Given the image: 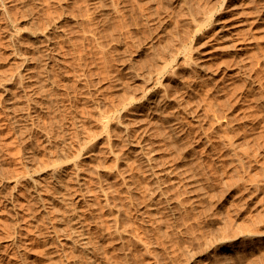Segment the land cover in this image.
<instances>
[{"label": "rangeland", "instance_id": "obj_1", "mask_svg": "<svg viewBox=\"0 0 264 264\" xmlns=\"http://www.w3.org/2000/svg\"><path fill=\"white\" fill-rule=\"evenodd\" d=\"M30 1L0 0V81L22 69L11 51L27 45L25 31L52 20L57 82L29 140L12 127L0 82V264L57 258L53 215L40 236L23 205L37 212L25 179L57 164L70 176L61 208L82 212L100 247L78 246L77 259L67 250L70 264H264V0ZM119 126L152 150L157 207L136 169L144 157ZM33 151L36 170L23 158ZM35 184L43 191L45 180Z\"/></svg>", "mask_w": 264, "mask_h": 264}, {"label": "bare ground", "instance_id": "obj_2", "mask_svg": "<svg viewBox=\"0 0 264 264\" xmlns=\"http://www.w3.org/2000/svg\"><path fill=\"white\" fill-rule=\"evenodd\" d=\"M20 1H22V0H20ZM99 1L101 2L102 0H99ZM28 2L29 1H27V3ZM32 3H35V1H33ZM29 4H31V3H29ZM37 5H36V7H37ZM28 7H30V6H28ZM31 7H33V6H31ZM34 9L36 10V8H34ZM0 11H2V10H0ZM29 13H31V12H29ZM3 16H5L4 13H3ZM36 16H38V15H36ZM25 17L26 16L24 15L23 18H25ZM30 18H32V17H30ZM51 24H52V20H49V21L46 22V25L45 26H40V24H39V25L35 26L34 28H30L29 31H27V32L25 31V33H26L25 34V38L27 40L26 41L27 45L25 47H22L19 42H23V41H21V39L19 41V39H18V41H19L17 43L18 45H16V48L15 49H12V51H11V54L13 55V57H14V55L20 57V64H21L20 66H22V69L19 70L16 74H14L15 73L14 71H16V70H14V71L12 70L11 72L8 70L9 71V74L12 73V72H14L13 74H10L9 77L6 75L8 73L6 71L7 73L4 74V75H2L1 81H0L1 84H2L1 92L3 93V99L2 100L4 102V107L8 110V112L11 115L10 117L12 118L11 119L12 122H10V123L11 124L13 123L12 124V127H13V125H15L16 129L18 130V131L16 130V132H18L20 135H22V138L23 139H28L29 140L30 139L29 137L32 136L28 132L29 131V123H30L29 121L32 120V117H37V116L38 117L39 116L41 117L42 112L45 111V102L49 98L48 95L50 94L49 93L47 95V93H48L47 92V86L49 85V87H51V89L54 90L55 89V86H56V82H57L56 76L53 73V65L56 62L55 60H57V59L55 57V52H54V50H55L54 49V46L55 45H54V40H53V36L54 35H52V34L55 33L54 31L56 29V26L55 25L53 26V30L51 32H49V31L48 32H45L46 27L48 25H51ZM5 25H7V23ZM2 26L4 27V24ZM6 27H4V29H6ZM28 27H31V26H28ZM222 30L223 29L221 27L218 31H222ZM11 31H13V30H11ZM11 31L9 29L8 32H11ZM13 32H15V30ZM7 34L5 32V36ZM5 36H3V37H5ZM6 38H8V37H6ZM17 38H18V36H17ZM22 40H24V39H22ZM13 41H14V39H13ZM2 42L0 41V43H2ZM6 43H7V41H6ZM6 43L5 44L3 43V45L7 48V44L8 43L7 44ZM26 43H24V44H26ZM11 46H12V44H11ZM5 47H4V50H5ZM9 48H11V47H9ZM8 53L10 54V52H8ZM16 62H17V60H16ZM18 63H17V65H14V66L19 67L18 66ZM1 67L3 69V66L2 65H1ZM0 72H1V68H0ZM2 73H4V72H2ZM23 80H25V81H23ZM26 89H28V91H29L28 93L25 92ZM27 95H29V96H27ZM46 96L48 98H46ZM25 97H27V98H25ZM155 100L158 101L157 97H156ZM47 103H46V105H47ZM46 111H47V109H46ZM36 119L40 120L39 118H36ZM38 120H36V122ZM39 123H42V121L39 122ZM34 125H35V123H34ZM40 127H43V125L40 126ZM119 127H120V129H121V131L123 133V136H124V139H125V145H127L126 148L131 153H133V156L135 158H136L137 154L142 155L144 157V159H140V162H144L145 167L142 168L141 165H140V163H139L140 166H138L136 169H140L141 172H142V177H143L142 179H143L144 182H141V183H145L144 188L147 190V199H149V203L148 204H149V206H151V205L154 206L153 203H154V200L155 199H153L154 198L153 197V193H155V190H151V187L149 188V184L147 183V180H146L147 177L145 175V173H147V174L148 173L149 174L150 173L151 174H154L155 173V171L153 170L154 165H152V163H151V161L154 160V157H153V154H152V150L151 149L150 150H146L144 148V144H141L142 140H140V138L137 139V140L136 139L134 140L133 137H132L133 134H131V130L129 129L128 126H123V127L122 126H119ZM43 129H44V127H43ZM18 133H16V134H18ZM46 138H47V135H46ZM31 142L32 141H30V143ZM45 142L48 144L47 145V149H48V152H49L48 154L50 155V158L59 155V153H60L59 149H55L56 147H54L55 144L57 145L58 142L53 141L52 143H50L49 138L46 139ZM63 144H65L64 141H63ZM31 148H32V146H31ZM33 152H35V151H33ZM117 153H119V152L117 151ZM29 154H24V157L23 158L26 159L25 162L28 161V165L33 166L34 168L33 167L32 168L34 170H36L37 168L40 167V164H41L40 161H41L42 158L40 157L41 158L40 159L39 158V155L37 154L40 161L39 160H36V156H37V155L35 156L36 152L34 154H32V155H29ZM78 154H79V152H78ZM123 154H124L123 152L122 153L120 152L119 158H123L122 157ZM76 155H77V153H76ZM120 160H122V159H120ZM133 167L134 166H132V168ZM68 168H69V166H67L66 164H63V165H60V164L59 165L58 164L57 165H53V166L47 168L46 170H43V173L41 175H40V173L33 174L32 176L30 175V176H28L25 179L26 180V183L29 185V187L34 192H37V194H38V196H36L37 197L36 198V202L38 204L37 206H38V210H39V213L40 214L38 213V210H37V212H35L36 210L35 211L33 210L34 208L31 206L29 199L26 200V204H23V205H26L25 208H27V212L29 211L28 214L30 213V217L32 219L31 221H32L33 227L36 229L38 227L37 225H38V223H39L40 220H42L44 222L47 221V215L49 213H51L53 215L50 219H52L54 223H53V225L50 224L51 226H49L48 228L49 229L51 228L50 229L51 230L50 232H52V236L54 237V240H56V241H54V244H55L54 245V248H55V250L52 251V252H55L56 253V255H57L56 257L57 258L51 259L50 260L51 264H70L71 262L69 263V260L68 259L72 258V256H74V258H76V256L78 255L76 253V249H77L78 246H81L82 249H84L85 251H87L90 254L94 253V251L97 250L96 248L99 247V246H97L98 244L95 245L93 243V239L92 238L89 239V237L85 235V232H83V227L87 226V225H85L86 224V219L84 217V214L82 212H79L80 214L79 213H76V212L75 213L74 212H71L70 213V216L71 217L69 218L68 217L69 214L67 213V211L66 210H63L61 208V201H62V198H63L61 196V189H62V186L65 185V180L70 177V176H68V173H67L68 172ZM78 168H79V166H78ZM80 170H82V168ZM75 173H77V172H75ZM85 177H86V175H85ZM40 178L45 180V186L43 187L44 188L43 191H42L41 188H39L37 186V184H35V181L36 180H39ZM74 192H75V190L73 191V193ZM8 200L11 203V205L14 204V203L11 202V198L10 197H9ZM74 201L75 202H79L80 201V198H77ZM7 205H8V203H7ZM154 207H157V206H154ZM155 210H156V208H155ZM158 210H156V211H158ZM11 213H9L8 215H10ZM36 213H38L41 216L38 217V215H36ZM11 217H13V216H11ZM23 217H25V216H23ZM28 217H29V215H28ZM15 220L13 219V221H15ZM52 220H49L48 222H50ZM71 220L73 221L74 224H73L72 227L71 226L69 227L67 223H68V221H71ZM17 221H18V219H17ZM16 223H18V222H16ZM29 224H30V222H29ZM30 226H32V225H30ZM13 227H15V226L13 225ZM11 229L13 230V228H11ZM249 230H248V232H249ZM86 232L89 233V231H86ZM250 232H251V230H250ZM35 233L37 235H40L42 232L40 230H37L36 229L35 230ZM87 235H89V234H87ZM251 235H254V233H252ZM58 237H62L61 239H63V240L59 239ZM42 241H43V239H42ZM13 242H14V240H12L11 243H13ZM40 243H41V241H40ZM43 247L46 249V244ZM67 250L69 252H71V254H72V256L71 257L69 256L70 258H68V259H67V255H66V251ZM42 251H43V249H42ZM43 252H46V250L43 251ZM44 254H46V253H44ZM95 258H96V256H95ZM88 264H94V263H93V261L90 260V263H88Z\"/></svg>", "mask_w": 264, "mask_h": 264}]
</instances>
